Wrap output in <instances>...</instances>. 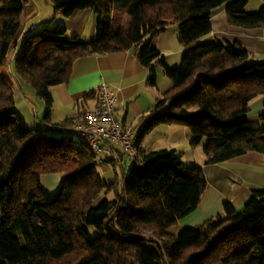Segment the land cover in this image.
Masks as SVG:
<instances>
[{
  "label": "trees",
  "instance_id": "1",
  "mask_svg": "<svg viewBox=\"0 0 264 264\" xmlns=\"http://www.w3.org/2000/svg\"><path fill=\"white\" fill-rule=\"evenodd\" d=\"M52 3L65 18L93 9L94 38L71 36L64 24L46 26L53 20L24 29L27 1L0 0V264H264V189L252 190L241 209L226 201L203 224L169 233L200 203L207 186L201 165H185L174 149L138 146L135 162L119 153L122 171L109 183L86 144L63 137L74 117L47 119L51 87L70 80L78 58L134 49L150 68L151 85L156 64L173 82L145 117L138 145L154 127L174 123L190 129L193 146L207 139V164L264 154V128L247 116L252 100L264 94V62L238 43L199 42L212 31L216 8L225 5L230 24L252 28L264 25V6L250 12L247 0ZM118 14L127 16L121 31L114 26ZM171 23L185 47L175 67L153 44ZM13 77L45 103L51 129L27 125L16 109ZM55 172L65 176L51 196L41 177Z\"/></svg>",
  "mask_w": 264,
  "mask_h": 264
},
{
  "label": "crops",
  "instance_id": "2",
  "mask_svg": "<svg viewBox=\"0 0 264 264\" xmlns=\"http://www.w3.org/2000/svg\"><path fill=\"white\" fill-rule=\"evenodd\" d=\"M247 2V10L250 12L264 6V0ZM211 20L212 31L201 37L200 43L213 41L238 43L249 51L252 60L264 62V25L246 28L230 24L225 5L213 11ZM60 22L66 26L69 35L77 36L79 39L91 40L96 34L97 15L93 9L81 10L70 18L64 17ZM153 44L164 54L170 66L181 64L185 47L179 40L178 24H169L164 31L154 37ZM16 51L17 46L11 50L10 59ZM155 69L157 84L151 85L150 68L140 62L134 49L80 57L72 66L70 80L51 87L53 106L47 119L51 123L62 122L73 118L80 109L93 107L96 96L92 92L104 81L117 93V115L125 124L133 125L139 131L157 99L173 86L172 80L164 74L160 64H156ZM14 87L16 109L27 125L51 129L50 124L43 120L47 110L45 103L43 101L38 103V99L34 101L32 87L25 84V91L18 82H14ZM263 114L264 94L250 103L247 116L251 125L264 128ZM206 142L207 139H204L199 145L193 146L190 129L186 125L173 123L154 127L143 136L139 144L145 151L174 149L185 165H201L204 169L207 186L198 207L181 218L176 225L168 228L169 233H176L183 227L203 224L221 213L226 201L241 209L248 201L252 190L264 189V154L251 151L221 163L207 164V155L203 149ZM112 152L119 154L120 146L106 147L105 157L109 158V153ZM122 166L120 160L113 162L112 165H100L102 178L106 182H112L116 175L115 171H122ZM61 174L59 172L44 174L41 177L42 183L44 182L47 189L53 193L61 184Z\"/></svg>",
  "mask_w": 264,
  "mask_h": 264
},
{
  "label": "built area",
  "instance_id": "3",
  "mask_svg": "<svg viewBox=\"0 0 264 264\" xmlns=\"http://www.w3.org/2000/svg\"><path fill=\"white\" fill-rule=\"evenodd\" d=\"M94 93V106L80 109L74 116L71 131L63 137L73 136L82 140L94 153L99 166L119 161L120 156L116 152L109 153V158L105 157L106 147L112 145L120 146L124 157L135 162L139 152V134L133 125L125 124L117 115L116 91L109 83L102 81L95 87Z\"/></svg>",
  "mask_w": 264,
  "mask_h": 264
},
{
  "label": "rangeland",
  "instance_id": "4",
  "mask_svg": "<svg viewBox=\"0 0 264 264\" xmlns=\"http://www.w3.org/2000/svg\"><path fill=\"white\" fill-rule=\"evenodd\" d=\"M27 7L25 9V12L22 15V24L28 28V29H37V28H42L40 27L41 22L53 20L52 22L47 23L46 26L48 27H54L55 25L58 24H63L61 23V19L63 20L64 16L60 12L58 13L54 5L52 3V0H27ZM127 22V16L125 15H116L114 18V26L118 30H122V27L124 24ZM73 36V35H71ZM14 82H17L16 78L13 77ZM34 101L38 99L37 97L33 96ZM41 100L38 99L37 102L39 103ZM45 105V104H44ZM46 107V106H45ZM62 179L65 176L64 173L61 174ZM62 182V180H61ZM61 185V184H60ZM43 186L45 190L50 194L51 196H55L58 194L60 186L52 193V191H49L47 189L46 184L43 182Z\"/></svg>",
  "mask_w": 264,
  "mask_h": 264
}]
</instances>
